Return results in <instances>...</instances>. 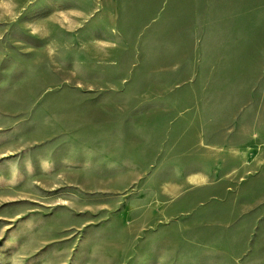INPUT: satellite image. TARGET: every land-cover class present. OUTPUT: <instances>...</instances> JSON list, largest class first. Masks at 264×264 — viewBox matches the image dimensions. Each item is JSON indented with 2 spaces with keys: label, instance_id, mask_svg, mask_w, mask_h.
<instances>
[{
  "label": "rangeland",
  "instance_id": "obj_1",
  "mask_svg": "<svg viewBox=\"0 0 264 264\" xmlns=\"http://www.w3.org/2000/svg\"><path fill=\"white\" fill-rule=\"evenodd\" d=\"M249 2L0 0V264H264V54L205 29Z\"/></svg>",
  "mask_w": 264,
  "mask_h": 264
},
{
  "label": "crops",
  "instance_id": "obj_2",
  "mask_svg": "<svg viewBox=\"0 0 264 264\" xmlns=\"http://www.w3.org/2000/svg\"><path fill=\"white\" fill-rule=\"evenodd\" d=\"M194 5L199 6V4ZM244 6H246L247 13L232 14L231 18H224L223 15L216 14L217 18L212 19L210 25L205 27L207 43H211L213 40L216 43L215 69H218V72H223L220 69H227L226 71L231 73L239 72L237 67L230 66L234 56L230 55L229 50L239 51L241 44H243V55L247 60L246 66L242 68L246 69L243 70L244 73H252L250 69L257 61L255 56L257 51H262L264 54V3L249 2ZM259 8L262 12H257ZM212 9L222 11L217 8V5ZM207 49H212V47L207 46ZM219 54L221 55L219 56ZM210 60L211 58L207 61Z\"/></svg>",
  "mask_w": 264,
  "mask_h": 264
}]
</instances>
